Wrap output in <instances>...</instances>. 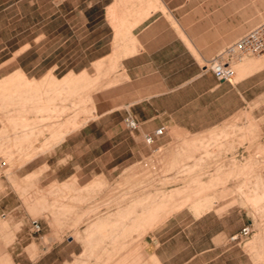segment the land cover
<instances>
[{
    "label": "rangeland",
    "instance_id": "obj_1",
    "mask_svg": "<svg viewBox=\"0 0 264 264\" xmlns=\"http://www.w3.org/2000/svg\"><path fill=\"white\" fill-rule=\"evenodd\" d=\"M48 1L0 0V86L9 79L11 85L21 84V79H38L33 80L34 88L0 87V264H14L4 250L27 237L53 241V245L70 244L61 255L58 249L53 251V264H159L156 255L162 264H264V215L251 209L241 195L242 187L250 195L264 192V186L262 190L256 187L258 180H264V97L251 102L245 124L227 123L196 137L174 136L170 130L165 143L151 147L150 155L139 162L130 144L114 146L115 135L80 133L73 142L63 144L69 134L84 126L112 128L119 123L114 116L100 118L96 103L98 91L121 81L122 73L115 70L116 57L110 60L109 70L97 63L95 71H83L88 74L85 77L80 75L83 72H70L78 76L65 79L70 74L66 63L54 72L53 61H64L67 50L54 46L53 56V3ZM26 49L25 61L33 56L42 60L41 71L32 73L50 70L30 77L17 68V55ZM253 56L245 62L264 57ZM235 62L232 65L237 68ZM48 72H53L52 77ZM96 81L95 89L83 86ZM25 92L41 98L29 111L35 122L28 116L23 122L18 116ZM4 94H11L13 100ZM43 116L52 118L45 121ZM63 132L70 133L62 140L55 138V133L59 137ZM207 153L212 155L208 158ZM193 181H197L195 188L210 186L152 231L144 235L132 231L119 239L115 249L104 240L101 247L108 249V255L94 249L90 257L85 242L90 226L125 208L140 211L151 205L154 210L162 203L168 210L173 205L171 192ZM28 186L44 194L35 201L39 214L29 212L20 198ZM60 197L68 201L74 197V202L64 208L57 202ZM197 200H212L208 213L197 216L193 212ZM32 219L40 221V232L33 231ZM245 225L252 226L251 236L231 241ZM70 250L76 255H68Z\"/></svg>",
    "mask_w": 264,
    "mask_h": 264
},
{
    "label": "crops",
    "instance_id": "obj_2",
    "mask_svg": "<svg viewBox=\"0 0 264 264\" xmlns=\"http://www.w3.org/2000/svg\"><path fill=\"white\" fill-rule=\"evenodd\" d=\"M48 2L53 3V56L58 48L67 50L64 61H53L54 72L64 63L66 73L95 71L97 63L106 71L116 57L115 70L122 73L121 81L98 91L96 103L100 118L114 116L119 123L112 128L84 126L69 134L63 144L73 142L80 133L115 135L114 146L130 144L135 162H139L150 155L151 147L165 143L170 130L174 136L196 137L218 131L227 123L245 124L251 102L264 97V57L238 63L235 77L242 79L232 82L219 81L206 67L210 58L264 20V0ZM27 51L17 55V68L30 77L50 70L32 73L41 71L42 60L33 56L25 61ZM261 56L264 53L256 57ZM23 71L17 72L25 77ZM48 73L52 77L53 72ZM70 76L78 75L70 73L65 79ZM27 80L21 79L15 86H24ZM83 86L95 89L98 82ZM127 116L139 122L132 132L125 124ZM240 118L242 122L237 121ZM161 126L166 128L164 135L147 144L145 135ZM69 247L64 241L53 245V241L42 243L27 237L3 250L14 264H53V251L58 249L61 255ZM73 254L74 250L68 253Z\"/></svg>",
    "mask_w": 264,
    "mask_h": 264
},
{
    "label": "bare ground",
    "instance_id": "obj_3",
    "mask_svg": "<svg viewBox=\"0 0 264 264\" xmlns=\"http://www.w3.org/2000/svg\"><path fill=\"white\" fill-rule=\"evenodd\" d=\"M250 57H255V56L251 55V56H244L241 59H234L231 62V65L234 61H236L235 63H241V62H244L246 60L251 59ZM232 67L234 68L233 65H232ZM5 85L8 87L15 86V84L11 85L9 81H5L4 84L0 87H3ZM25 87L34 88V83L27 80L25 83ZM17 88H18V90H20L21 85H18ZM18 90H16L17 91L16 95L20 96ZM25 93H26V95L23 96L24 98L22 97L21 102H19V106L21 107V111L18 112V116L23 120V122L28 120L27 116L29 118L33 119V120H29V121L35 122L36 118L31 117L29 111H30V108H33L36 104H38L41 101V98H39L40 96H38V98H35L29 92H25ZM0 95H1V93H0ZM3 97L4 98H7V97L12 98V95L11 94H4ZM9 98H7V99H9ZM11 98L9 100H13ZM0 99H2V97ZM31 104H32V106H29ZM2 109L3 108L0 107V112L2 111ZM49 111L51 113H53L52 110L48 109L47 112H49ZM11 117L13 120L14 117L13 116H11ZM51 118L52 117H50V116H47V117L43 116L42 117V119H44L45 121L50 120ZM29 124L30 123H26L25 126L29 125ZM69 133L63 132L62 134H60L59 137H58V133H55L54 135L57 136V137H55L56 139L62 140ZM209 154L212 155L211 153H209ZM209 156L207 153L208 158H209ZM202 160H201V162H202ZM196 183H197V181H193V183H191V185H189V187H187V188L176 189V190L172 191L170 194V200L173 201V205L171 207H169L168 210L164 209V205L162 203L157 204L155 206L154 210L151 209V205H148L147 208H142L140 211H130L128 209L126 210V208H125V210H123V211L121 210L120 213L114 215L113 218L101 220L98 224L90 226L89 230L86 233V241H85L86 244L88 246H90L89 247L90 257L95 252V251H93L94 249H98L99 253L102 255H108V253H109L108 249L101 247V245H103L104 240H109L111 246L115 249V248H117V244H118L119 239L121 237H124L125 235L129 234L132 231H137L138 234H141V235H144L148 231H152L157 224L162 222L166 217L172 215L175 212V210L181 209V207H183L186 203L190 202L192 199L200 197L204 193V191L207 190L210 186V185L209 186H201L200 188H195ZM263 186H264V180L263 179L258 180L256 183V187L258 189L262 190ZM33 188H34V186H31V187L28 186V187L24 188L23 194L20 196V198L23 201V203L25 204V206L27 207V210L29 212H33V213L36 212L37 214H39L38 206L35 204V201L36 200L39 201L40 199L44 198V194H43V192L35 190ZM32 189L35 191L34 192L31 191ZM242 189H243V187L241 188L242 198H244L245 200H248L249 206L251 207V209H254L258 213L264 215V192H261L258 190L253 195H250L247 192H244L245 190H242ZM197 201L198 202L195 203V206L193 208V212H195L197 216H201L202 214L206 213L208 205L213 204L212 200H210L209 202H207V201H200L199 202V200H197ZM57 202L60 203L62 207L67 208L73 204L74 197H72L69 201L67 199H65V197H60V199H58ZM154 204H156V201L153 203V205ZM99 236H101V238ZM259 239L262 240V235H260Z\"/></svg>",
    "mask_w": 264,
    "mask_h": 264
},
{
    "label": "built area",
    "instance_id": "obj_4",
    "mask_svg": "<svg viewBox=\"0 0 264 264\" xmlns=\"http://www.w3.org/2000/svg\"><path fill=\"white\" fill-rule=\"evenodd\" d=\"M60 2L61 0H53ZM264 53V20L250 29L240 38L235 40L221 50L218 54L206 62L209 68L219 81L231 82L235 78V70L231 65L234 59H241L244 56L258 55ZM125 124L129 130H135L139 127V122L132 116L125 118ZM166 131L165 126L155 129L152 133L145 135V141L153 144L159 137L163 136ZM34 232L42 230L41 223L38 219L32 221ZM253 232L251 225L243 226L238 232L233 234L231 241L242 242L251 236Z\"/></svg>",
    "mask_w": 264,
    "mask_h": 264
}]
</instances>
